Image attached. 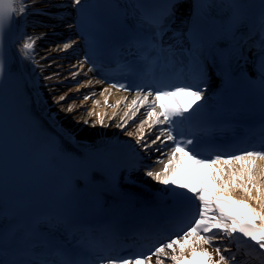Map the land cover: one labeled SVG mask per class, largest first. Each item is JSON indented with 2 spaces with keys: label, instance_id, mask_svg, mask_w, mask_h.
<instances>
[{
  "label": "snow or ice",
  "instance_id": "snow-or-ice-1",
  "mask_svg": "<svg viewBox=\"0 0 264 264\" xmlns=\"http://www.w3.org/2000/svg\"><path fill=\"white\" fill-rule=\"evenodd\" d=\"M177 2L178 0H166L162 11L140 6L143 11L138 22L148 28L150 33L134 34L131 46L137 49L144 61L138 71L148 74L150 79H142L134 85L113 82L110 86L136 93L128 111L119 117L120 122L115 124V127L125 132L128 137H134L135 144H129L133 149V157L151 151L160 154L153 163L162 164V168L158 171L146 170L144 175L161 185L172 197L191 202V214L187 221L181 224L179 231L147 252L98 256L100 264H166L169 259L172 264H238L237 256L226 246V242H231L237 237L254 251L264 255V168H260L258 173L256 163L258 160L264 161V150L230 152L218 148L214 154L203 156L196 147L197 137L185 135L180 128L185 121H191L193 113L201 108L207 98L208 86L204 83L205 73L201 63L205 41L199 30H194L191 46L183 57L180 53L185 52L184 49L178 52L172 44L166 45L163 41L170 26V20L166 18L174 17L173 10ZM29 7L31 5L27 0H0V26H3L6 20H11L17 12L23 17ZM70 7L81 14L89 9L85 0H70ZM88 20L90 24L95 23L91 14ZM76 23L74 21L72 26H76ZM261 28L264 30V17L261 20ZM42 38L43 35H26L19 49L21 58L34 61L36 42ZM173 38L175 39V33ZM78 43L77 40L65 41L59 51L67 52ZM94 56L93 41L89 52L78 59L77 64L72 65V68L77 70L71 72V78L81 74L84 66L90 63L92 67H88L87 72L95 71ZM128 67L131 69V66ZM255 70L253 66V71ZM4 74V61L0 60V76ZM172 74L177 77L178 82L170 78ZM259 74L261 90L264 91V48L259 54ZM59 75L53 73L45 76V80H52ZM181 76L184 79H179ZM104 82L103 79L96 80L97 84ZM88 83L91 84L92 81ZM104 91L100 92V95H103ZM95 94L85 95L84 101H88ZM66 99L67 94L60 95L53 103L63 104ZM104 103L109 107L121 105V101H117L116 105H108L107 97ZM63 110L68 115L75 112L76 108L69 106ZM87 115L89 118L95 115L96 123L93 124L90 119L76 122L90 127H112V121L118 116L113 112L109 123L105 124L104 116L100 113L89 110ZM139 115L144 118L140 120L135 132L128 131L130 121L134 122ZM140 163L133 158L125 162V167L129 171L138 170ZM208 169H212L211 173ZM236 190L243 192L245 198L234 199L232 193ZM0 236L3 238V248L6 243L5 230ZM16 241L26 248L40 250L38 239L29 240L17 234ZM205 245L213 248L214 254L209 252ZM15 264H56V261L20 259ZM64 264L78 262L69 258Z\"/></svg>",
  "mask_w": 264,
  "mask_h": 264
},
{
  "label": "bare ground",
  "instance_id": "bare-ground-1",
  "mask_svg": "<svg viewBox=\"0 0 264 264\" xmlns=\"http://www.w3.org/2000/svg\"><path fill=\"white\" fill-rule=\"evenodd\" d=\"M27 2L31 7L28 8L26 15L20 17L17 12L11 20H6L2 26V29L8 33L11 39L10 43H12L20 60V72L13 74V78L15 76L19 81L20 89L17 91L19 104L23 103L25 105L27 100H25L23 91L27 90L28 94L32 95L31 92L33 90L36 93L40 115L47 118L60 133L74 140L76 144L83 148L99 147L103 144L117 141L125 142L133 140L135 143L134 137H128L125 132L117 129L115 124L120 122L119 117L124 116V113L129 109L131 101L136 97L127 96L103 87L94 80H89L92 81L91 84L88 81L80 82V77L84 76L83 72L75 78H71V72L77 70L73 69L72 65L77 64L78 58L76 53L79 51V43L67 52L59 51L65 41L75 40L72 38L74 27H72L71 23L74 10L70 7V0H27ZM18 7L19 4L17 5ZM60 7L63 10H58ZM185 19L184 13L179 14V18L173 26L174 30L184 25ZM26 35L33 37L43 35V38L38 39L36 42L34 61L22 59V53L19 52ZM53 73H59L60 75L52 80H45V76H50ZM94 85L96 88L93 87L91 89ZM105 89L107 91H104ZM102 91H104V94L100 95ZM90 93H96L93 96L94 99L91 98L88 101H84L83 97ZM56 94H58L57 98L60 95L67 94L66 101L63 104H54L53 101L55 99L53 95ZM71 96L73 100L66 105L69 102L67 100ZM105 97H107L108 105H116L117 101H121V105L118 107L106 106L104 103ZM69 106L76 108V111L66 115L63 109ZM89 110L103 115L105 124L109 123V118L112 117L113 112H116L118 116L112 121V127H90L82 122L77 123V120L83 121L84 119H90L93 124L96 123L97 117L95 115L90 118L88 117L87 112ZM143 118L142 115H139L134 122L130 121L131 126L127 130L135 132L136 127ZM149 154L154 155L156 151H151ZM157 157L155 156L151 162L153 163ZM256 163L259 173V169L264 168V161L258 160ZM161 168L162 165L155 166L154 164V168L151 170L158 171ZM143 177L149 185L158 184L144 174L140 176V178ZM232 195L237 200L245 198L244 193L239 190L234 191ZM253 195H255V192H253ZM253 206L258 207L256 204H253ZM245 211L247 210L245 209ZM226 246L232 249V254L235 253L238 264H264V255L254 251L239 237L231 242H226ZM204 247L214 254L213 248L206 245ZM166 264H172L171 260H167Z\"/></svg>",
  "mask_w": 264,
  "mask_h": 264
},
{
  "label": "rangeland",
  "instance_id": "rangeland-1",
  "mask_svg": "<svg viewBox=\"0 0 264 264\" xmlns=\"http://www.w3.org/2000/svg\"><path fill=\"white\" fill-rule=\"evenodd\" d=\"M57 96H58V94L53 95V98L56 99ZM71 98H72V96L69 98V100H67V101H69V102H67L66 105H67L68 103H70L71 100H73V98H72V99H71ZM83 110H84V109H83Z\"/></svg>",
  "mask_w": 264,
  "mask_h": 264
}]
</instances>
